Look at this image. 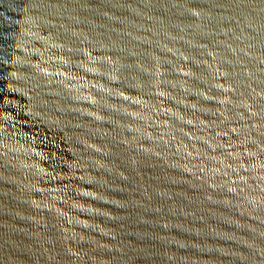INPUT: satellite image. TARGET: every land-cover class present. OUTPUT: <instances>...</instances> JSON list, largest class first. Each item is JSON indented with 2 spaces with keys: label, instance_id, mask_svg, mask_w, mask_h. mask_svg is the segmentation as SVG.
Returning <instances> with one entry per match:
<instances>
[{
  "label": "water",
  "instance_id": "1",
  "mask_svg": "<svg viewBox=\"0 0 264 264\" xmlns=\"http://www.w3.org/2000/svg\"><path fill=\"white\" fill-rule=\"evenodd\" d=\"M0 264H264V0H0Z\"/></svg>",
  "mask_w": 264,
  "mask_h": 264
}]
</instances>
